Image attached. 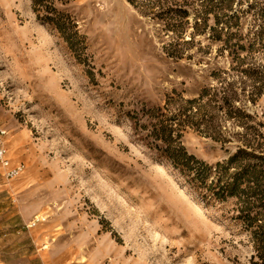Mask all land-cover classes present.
<instances>
[{
	"label": "rangeland",
	"instance_id": "rangeland-1",
	"mask_svg": "<svg viewBox=\"0 0 264 264\" xmlns=\"http://www.w3.org/2000/svg\"><path fill=\"white\" fill-rule=\"evenodd\" d=\"M0 264H264V0H0Z\"/></svg>",
	"mask_w": 264,
	"mask_h": 264
},
{
	"label": "built area",
	"instance_id": "built-area-1",
	"mask_svg": "<svg viewBox=\"0 0 264 264\" xmlns=\"http://www.w3.org/2000/svg\"><path fill=\"white\" fill-rule=\"evenodd\" d=\"M6 135L7 131L0 128V166L5 170L7 178L14 179L23 174L25 165L18 164L16 166H12L11 160L8 156V150L4 143V138Z\"/></svg>",
	"mask_w": 264,
	"mask_h": 264
},
{
	"label": "trees",
	"instance_id": "trees-1",
	"mask_svg": "<svg viewBox=\"0 0 264 264\" xmlns=\"http://www.w3.org/2000/svg\"><path fill=\"white\" fill-rule=\"evenodd\" d=\"M63 1H68V0H63ZM34 6H35V10L39 11L42 8H44V5H46V0H33Z\"/></svg>",
	"mask_w": 264,
	"mask_h": 264
}]
</instances>
